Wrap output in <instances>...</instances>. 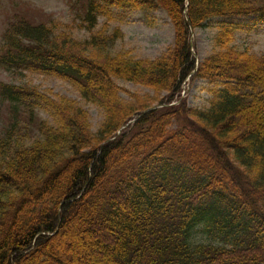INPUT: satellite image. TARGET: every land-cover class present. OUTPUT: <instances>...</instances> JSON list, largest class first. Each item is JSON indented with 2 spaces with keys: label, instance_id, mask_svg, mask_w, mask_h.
Masks as SVG:
<instances>
[{
  "label": "trees",
  "instance_id": "1",
  "mask_svg": "<svg viewBox=\"0 0 264 264\" xmlns=\"http://www.w3.org/2000/svg\"><path fill=\"white\" fill-rule=\"evenodd\" d=\"M70 5L89 38L12 8L0 66L69 80L103 120L92 131L75 100L0 81V264H264V56L232 45L228 20L197 66L189 42L216 17L264 21V0ZM115 7L164 9L173 44L153 60L109 55L121 31L93 32ZM189 76L210 84L206 105L181 96Z\"/></svg>",
  "mask_w": 264,
  "mask_h": 264
},
{
  "label": "rangeland",
  "instance_id": "2",
  "mask_svg": "<svg viewBox=\"0 0 264 264\" xmlns=\"http://www.w3.org/2000/svg\"><path fill=\"white\" fill-rule=\"evenodd\" d=\"M70 7V0H3L0 6V49L4 42L2 34L6 30L7 18L12 8H14L13 13H19L22 8L31 21L53 22L55 29L68 33L74 40L89 38L91 32L80 26L79 20L75 19ZM112 13L111 19L106 21L107 28L103 26L105 18L100 17L93 32L101 31L109 34L116 28L121 31L122 35L105 50L109 55L124 53L137 59L153 60L161 56L173 44L174 29L164 10L145 11L115 7L112 8ZM219 20H230L239 24L232 45L241 50L246 48L256 57L264 56V21L256 20L253 16H239L231 19L213 18L206 23V26L193 30L192 51L197 60H202L214 50L212 39ZM0 81L35 87L51 98L65 96L75 100L88 112L92 131H96L103 120L102 109L94 102L85 99L69 80L33 70L8 71L0 66ZM117 83L132 93L150 92L144 86L130 81L117 80ZM208 87H210L208 82L195 79L192 83L185 84L181 96L186 97L190 106H204L210 97L207 92ZM122 93L126 95L125 92ZM0 110H3L1 104ZM41 116L48 117L43 111Z\"/></svg>",
  "mask_w": 264,
  "mask_h": 264
}]
</instances>
